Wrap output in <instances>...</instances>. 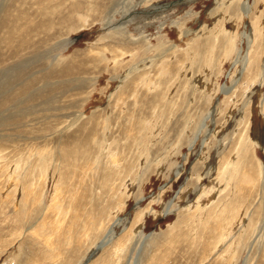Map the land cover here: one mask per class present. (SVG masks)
Returning a JSON list of instances; mask_svg holds the SVG:
<instances>
[{
  "label": "rangeland",
  "instance_id": "obj_1",
  "mask_svg": "<svg viewBox=\"0 0 264 264\" xmlns=\"http://www.w3.org/2000/svg\"><path fill=\"white\" fill-rule=\"evenodd\" d=\"M0 264H264V0H0Z\"/></svg>",
  "mask_w": 264,
  "mask_h": 264
}]
</instances>
